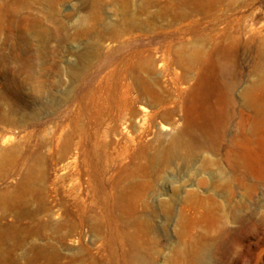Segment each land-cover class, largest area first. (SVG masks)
<instances>
[{"label":"rangeland","instance_id":"obj_1","mask_svg":"<svg viewBox=\"0 0 264 264\" xmlns=\"http://www.w3.org/2000/svg\"><path fill=\"white\" fill-rule=\"evenodd\" d=\"M0 264H264V0H0Z\"/></svg>","mask_w":264,"mask_h":264},{"label":"bare ground","instance_id":"obj_2","mask_svg":"<svg viewBox=\"0 0 264 264\" xmlns=\"http://www.w3.org/2000/svg\"><path fill=\"white\" fill-rule=\"evenodd\" d=\"M161 129H165V127H161Z\"/></svg>","mask_w":264,"mask_h":264}]
</instances>
